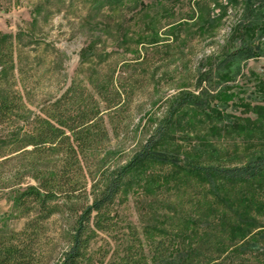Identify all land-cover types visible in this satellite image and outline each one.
Here are the masks:
<instances>
[{
  "label": "rangeland",
  "instance_id": "374dc122",
  "mask_svg": "<svg viewBox=\"0 0 264 264\" xmlns=\"http://www.w3.org/2000/svg\"><path fill=\"white\" fill-rule=\"evenodd\" d=\"M255 1L251 11L248 2ZM259 1L0 0V34L10 36L15 62L0 90L16 91L22 102L19 117L0 125V232L23 230L29 216L13 211L18 194L38 188L43 171L63 165L56 152L34 154L25 145L58 100L76 125L82 115L93 125L81 158L87 191L103 167L127 163L159 126L167 128L157 147L165 155L132 170L108 205L114 229L100 230L92 219L90 251L97 264L123 251L133 227L150 259L160 228L189 218L182 227L193 235L197 227L190 223L197 216L212 223L227 212L225 205L234 209L232 184H206L210 192L200 201L199 215L187 204V187L195 166L233 168L264 157V56L227 58L244 43L262 47ZM248 24V30L241 26ZM177 102L183 104L172 117ZM259 218L264 222L262 212ZM72 224L61 212L47 220L42 264H55ZM259 232L264 225L238 238L222 264H264Z\"/></svg>",
  "mask_w": 264,
  "mask_h": 264
},
{
  "label": "trees",
  "instance_id": "16d2710c",
  "mask_svg": "<svg viewBox=\"0 0 264 264\" xmlns=\"http://www.w3.org/2000/svg\"><path fill=\"white\" fill-rule=\"evenodd\" d=\"M257 3V1L252 4L248 2V8L254 9ZM259 4L264 9V0H260ZM241 26L245 30L251 28L249 24ZM260 29L263 31L264 26ZM244 35L245 33L242 36ZM262 37L264 38V31ZM261 45L264 47V42ZM262 47L259 44L253 47L252 42L244 43L236 51L229 53L227 58L249 60L264 56ZM14 66L11 38L7 34H0V67L4 70L0 81H8L15 70ZM206 75V72L201 74L202 82L207 80ZM261 91L264 94V89ZM194 100L192 98L186 103L192 104ZM261 100L264 101V96ZM61 103L62 101L58 100L53 104L48 119H39L34 133L28 134L25 139V145L32 146L34 154L56 152L62 157L63 165L57 171L54 169L43 171L44 176L40 178L38 188L29 187L18 194L13 211L20 212L22 216L28 215L29 219L21 231L0 232V264H42L43 257L39 246L45 235L47 220L57 212L73 218V227L69 234L68 245L60 253L55 264H97L90 251L92 219H95L94 223L100 230L114 229L117 224H112L111 212L107 207L122 190L128 175L140 165L165 155L163 152L160 153L157 147L167 128L159 126L157 132L146 140L142 148L135 152L127 163L116 165L115 168L103 167L99 178L93 179L90 190L87 191L88 181L81 158L89 148L88 140L93 125L85 115L81 116L82 122L76 125V120L71 114L63 115L60 111ZM182 104L177 102L171 109L170 116L173 117ZM21 105L22 102L16 91H10L8 88L0 90V125L10 124L14 117H19L18 111ZM38 172L41 173L39 168ZM71 172L74 177H70ZM191 174L193 177L188 181L187 187L191 199H188L187 204L191 208L197 207L196 215L200 212V201L206 198L207 192H210V189L206 190V184H212L220 189L217 185L220 181L232 184L235 188L229 189V193H237L235 200L234 196H231L235 202L233 204L235 210L224 203L228 208L227 212L221 218L213 219L212 223L207 217L197 216L196 221L190 223V226L197 227L193 235L182 227L185 222L189 223V218L183 223L174 222L160 228L161 237L150 259L141 247L137 228L133 227L126 234L127 244L123 251L107 264H222L228 250L236 245L238 238L243 239L264 225L259 218L260 212L264 214L261 208V200L264 201L262 199L264 157H257L233 168L222 165L195 166ZM83 195L86 200L80 204L81 201L83 202ZM216 197L214 201L218 202ZM212 202L211 199L209 204L211 205ZM203 221L206 227L199 232L198 228ZM258 235L264 237V232H259Z\"/></svg>",
  "mask_w": 264,
  "mask_h": 264
}]
</instances>
